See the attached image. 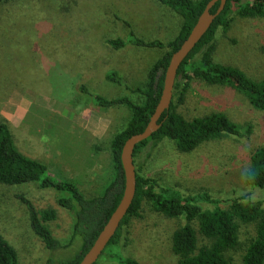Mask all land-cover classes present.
I'll list each match as a JSON object with an SVG mask.
<instances>
[{"label":"rangeland","instance_id":"374dc122","mask_svg":"<svg viewBox=\"0 0 264 264\" xmlns=\"http://www.w3.org/2000/svg\"><path fill=\"white\" fill-rule=\"evenodd\" d=\"M253 3L240 0L244 9ZM235 11L236 6L229 30L217 33L213 58L260 81L264 19L240 17ZM180 24V17L156 0H11L1 7L0 119L9 123L19 152L41 167L42 177L71 179L87 197L100 192L112 173L110 141L130 111L102 109L88 93L135 99L127 89L146 85L149 69L165 50L132 45L129 31L146 42L167 43ZM117 38L128 42L113 50L106 41ZM111 71L121 77V86L106 80ZM188 85L177 113L186 120L223 113L241 127V137H222L191 153L179 152L168 140L149 144L136 161L140 174L156 177L184 196L207 192L222 208L244 196L264 202V188L244 185L251 155L264 146V112L254 110L231 87L198 79ZM57 196L38 183L0 185V234L17 251L20 264H45L50 255L31 230L20 197L37 211L56 210V220L47 227L63 244L70 242L74 217L59 207ZM184 224V219L166 218L143 205L123 229L121 253L139 264H177L171 236ZM253 234L252 226L243 227L240 240ZM229 256L235 264L240 261L239 252Z\"/></svg>","mask_w":264,"mask_h":264},{"label":"trees","instance_id":"16d2710c","mask_svg":"<svg viewBox=\"0 0 264 264\" xmlns=\"http://www.w3.org/2000/svg\"><path fill=\"white\" fill-rule=\"evenodd\" d=\"M9 1L11 0H0V11ZM208 1L156 0L181 19L176 36L167 43L159 40L146 42L129 31L128 35L132 37L129 42L132 45L165 50L149 69L146 85L127 89L134 94L135 99L129 96L106 99L88 93L94 104L102 109L125 107L130 111L128 121L110 141L111 177L96 196L87 197L76 182L66 177H42L41 167L19 152L9 123L0 119V185L38 183L42 189H53L58 193L56 201L59 207L74 217L70 242L63 244L53 237L47 227V223L56 220V210L37 211L30 201L20 197L28 209L31 230L50 252L45 264H79L116 208L123 191L120 165L122 146L130 136L142 132L146 127L158 102L163 73L170 56L187 38ZM235 6V14L240 17L264 19V0H254L247 9L240 6V0H227L223 12L216 17L182 64L174 84L170 109L162 115L159 129L134 150L135 198L120 228L96 264L105 261L109 264H139L121 253L120 241L124 227L131 218L139 216L143 205L166 218L185 220V224L179 226L171 236V251L177 257V264H235L229 256L231 252L240 253L237 264H264L263 201L250 200L244 196L229 200L227 206L222 208L220 201L213 199L207 192L184 196L177 190L162 185L161 180L156 177L141 175V168L136 163L149 144L155 146L164 140L174 143L181 153H191L201 145L222 137H241V127L231 122L223 113H212L191 120H186L177 113L176 104L184 100L192 79H198L209 86L231 87L243 94L254 110L264 112V79L253 81L239 68L218 63L213 58L217 33L229 30ZM216 8L217 6L213 7L210 12L215 13ZM127 42L121 38L106 41L113 50L124 48ZM105 78L117 86L122 85L121 77L114 71L107 73ZM81 90L86 92L84 87ZM244 185L251 189L264 188V146L255 149L251 155L249 167L244 174ZM246 226H252L254 234L242 242L240 230ZM0 264H20L17 251L1 234Z\"/></svg>","mask_w":264,"mask_h":264},{"label":"water","instance_id":"95a60500","mask_svg":"<svg viewBox=\"0 0 264 264\" xmlns=\"http://www.w3.org/2000/svg\"><path fill=\"white\" fill-rule=\"evenodd\" d=\"M226 3L227 0H209L187 38L170 56L163 73L162 88L158 102L146 127L142 132L130 136L122 146L120 153V165L123 177L121 199L79 264H96L120 228L136 193V173L133 162L134 150L138 144L149 139L159 129V121L162 115L170 109L174 84L180 67L207 33L216 17L223 12ZM215 6H217L215 13H211V9Z\"/></svg>","mask_w":264,"mask_h":264},{"label":"crops","instance_id":"0c3cea01","mask_svg":"<svg viewBox=\"0 0 264 264\" xmlns=\"http://www.w3.org/2000/svg\"><path fill=\"white\" fill-rule=\"evenodd\" d=\"M17 108H18V107H17ZM17 108H16V109H17ZM18 112H20L21 114H26L27 111H26V110H20V109H19Z\"/></svg>","mask_w":264,"mask_h":264}]
</instances>
